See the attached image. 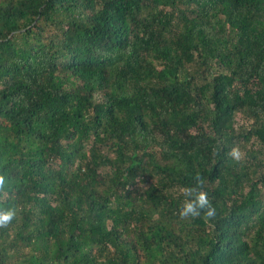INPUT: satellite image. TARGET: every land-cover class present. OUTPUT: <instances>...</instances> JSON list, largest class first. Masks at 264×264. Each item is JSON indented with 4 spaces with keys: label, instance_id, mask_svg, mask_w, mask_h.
Instances as JSON below:
<instances>
[{
    "label": "trees",
    "instance_id": "obj_1",
    "mask_svg": "<svg viewBox=\"0 0 264 264\" xmlns=\"http://www.w3.org/2000/svg\"><path fill=\"white\" fill-rule=\"evenodd\" d=\"M0 174V264H264V0H0Z\"/></svg>",
    "mask_w": 264,
    "mask_h": 264
},
{
    "label": "clouds",
    "instance_id": "obj_2",
    "mask_svg": "<svg viewBox=\"0 0 264 264\" xmlns=\"http://www.w3.org/2000/svg\"><path fill=\"white\" fill-rule=\"evenodd\" d=\"M228 155L239 162L243 158V154L238 147H233ZM195 186L184 187L181 189L185 199L179 210V216L184 218H198L203 215L207 219H212L216 215V208L207 190H205V181L197 174L195 177ZM7 187L6 174H0V196L6 198L8 193L5 191ZM14 208L0 206V228L8 227L16 217Z\"/></svg>",
    "mask_w": 264,
    "mask_h": 264
}]
</instances>
